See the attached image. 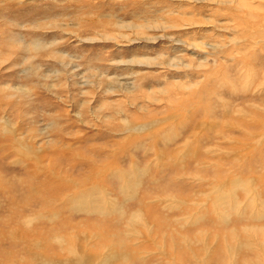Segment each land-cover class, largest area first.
Masks as SVG:
<instances>
[{
    "label": "rangeland",
    "instance_id": "obj_1",
    "mask_svg": "<svg viewBox=\"0 0 264 264\" xmlns=\"http://www.w3.org/2000/svg\"><path fill=\"white\" fill-rule=\"evenodd\" d=\"M0 264H264V0H0Z\"/></svg>",
    "mask_w": 264,
    "mask_h": 264
}]
</instances>
